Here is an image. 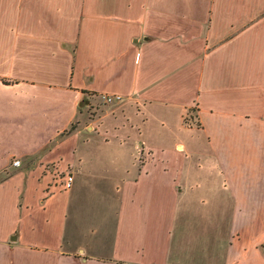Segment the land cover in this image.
<instances>
[{"label": "crops", "instance_id": "0c3cea01", "mask_svg": "<svg viewBox=\"0 0 264 264\" xmlns=\"http://www.w3.org/2000/svg\"><path fill=\"white\" fill-rule=\"evenodd\" d=\"M0 264H264V0H0Z\"/></svg>", "mask_w": 264, "mask_h": 264}, {"label": "built area", "instance_id": "2783aa9c", "mask_svg": "<svg viewBox=\"0 0 264 264\" xmlns=\"http://www.w3.org/2000/svg\"><path fill=\"white\" fill-rule=\"evenodd\" d=\"M100 97L105 103H112L115 101H120L122 99V96L119 94H101ZM19 163V160H14L12 162L13 165H19Z\"/></svg>", "mask_w": 264, "mask_h": 264}]
</instances>
